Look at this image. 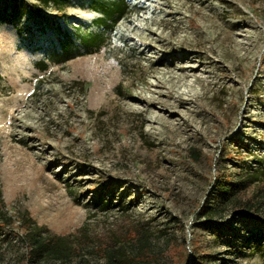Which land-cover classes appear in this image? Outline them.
Here are the masks:
<instances>
[{
  "label": "rangeland",
  "instance_id": "obj_1",
  "mask_svg": "<svg viewBox=\"0 0 264 264\" xmlns=\"http://www.w3.org/2000/svg\"><path fill=\"white\" fill-rule=\"evenodd\" d=\"M19 1L0 264H264V0H124L112 27L90 0ZM35 227L70 256L33 253Z\"/></svg>",
  "mask_w": 264,
  "mask_h": 264
},
{
  "label": "trees",
  "instance_id": "obj_2",
  "mask_svg": "<svg viewBox=\"0 0 264 264\" xmlns=\"http://www.w3.org/2000/svg\"><path fill=\"white\" fill-rule=\"evenodd\" d=\"M46 1V0H45ZM57 1V0H52ZM90 6H92L95 10H97L100 14V21L98 22L99 26L103 27H112L125 13L128 12V6L126 5L124 0H90L89 1ZM25 13V8L23 7V4L19 0H0V20L3 22H8L15 24L21 19L23 14ZM84 42H87L88 44L92 45L95 43V41H89L85 40ZM259 164L264 165V159H260L257 161ZM262 172H264V169H261ZM256 169H253L252 171L248 172L246 175L248 178H252L256 176ZM235 185L240 183H237L238 181H234ZM218 189L220 193L223 194V196L226 198L230 195H234V193L237 191L238 187L230 186L227 187L223 184L218 186ZM238 204H240V199H234ZM208 211H205L206 213L210 214V216L213 215V212L215 210L214 206H208ZM132 235L133 233L130 231L129 233ZM29 243L32 246V252L37 254L38 256H49V255H56L58 257H67L70 256V247H67L64 245L63 238H60L58 236H52L46 232L41 233L40 228L35 227L31 231H26L25 233ZM141 236H143L141 234ZM105 253L107 254L106 258L108 261H113L114 258L117 256L119 258L121 255L119 253H115L114 249L110 248L109 246H106L104 249ZM113 264H115L113 262Z\"/></svg>",
  "mask_w": 264,
  "mask_h": 264
},
{
  "label": "bare ground",
  "instance_id": "obj_3",
  "mask_svg": "<svg viewBox=\"0 0 264 264\" xmlns=\"http://www.w3.org/2000/svg\"><path fill=\"white\" fill-rule=\"evenodd\" d=\"M181 77V76H180Z\"/></svg>",
  "mask_w": 264,
  "mask_h": 264
}]
</instances>
